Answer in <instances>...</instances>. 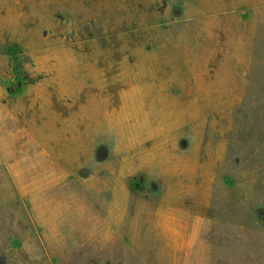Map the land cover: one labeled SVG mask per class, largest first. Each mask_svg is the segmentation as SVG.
I'll use <instances>...</instances> for the list:
<instances>
[{
  "label": "rangeland",
  "instance_id": "rangeland-1",
  "mask_svg": "<svg viewBox=\"0 0 264 264\" xmlns=\"http://www.w3.org/2000/svg\"><path fill=\"white\" fill-rule=\"evenodd\" d=\"M0 264H264V0H0Z\"/></svg>",
  "mask_w": 264,
  "mask_h": 264
}]
</instances>
